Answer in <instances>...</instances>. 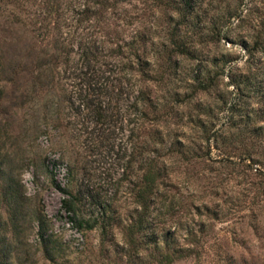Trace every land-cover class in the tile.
Masks as SVG:
<instances>
[{
	"label": "rangeland",
	"instance_id": "1",
	"mask_svg": "<svg viewBox=\"0 0 264 264\" xmlns=\"http://www.w3.org/2000/svg\"><path fill=\"white\" fill-rule=\"evenodd\" d=\"M0 234L12 264H264V0H0Z\"/></svg>",
	"mask_w": 264,
	"mask_h": 264
},
{
	"label": "trees",
	"instance_id": "2",
	"mask_svg": "<svg viewBox=\"0 0 264 264\" xmlns=\"http://www.w3.org/2000/svg\"><path fill=\"white\" fill-rule=\"evenodd\" d=\"M102 1H106V0H97V2L99 3H102ZM82 104H89V100L88 99H84L82 98ZM80 103V104H81ZM98 114L99 112L95 111V114ZM101 114V113H100ZM70 170V169H69ZM70 173V172H69ZM145 180H146V184L141 187L140 191H151L153 185H154V174H153V171H149L146 176H145ZM73 195H71L72 197ZM70 198H63L62 199V204L68 208L70 210L71 208V202H70ZM9 202V200H8ZM15 210V209H14ZM106 212V208L101 204L100 205V213H105ZM76 223L79 225V227L82 226V223L81 221H76ZM131 236V234H130ZM168 241V238H166V242ZM169 245H171V242H167ZM167 244V245H168ZM182 249L181 248H175V249H172V251H169V252H165V254L163 255V257H167V261H172L174 259V257L177 255V256H180L181 255V251ZM174 251V252H173ZM11 254H12V251H10L9 247L7 246H2V234H0V264H12V259H11ZM15 256V254H14ZM17 258V257H16ZM24 261H21V259L19 258L18 259V264H24L23 263Z\"/></svg>",
	"mask_w": 264,
	"mask_h": 264
},
{
	"label": "built area",
	"instance_id": "3",
	"mask_svg": "<svg viewBox=\"0 0 264 264\" xmlns=\"http://www.w3.org/2000/svg\"><path fill=\"white\" fill-rule=\"evenodd\" d=\"M47 165L54 175L55 181L58 185V189H63V187L66 185L68 181V175H69L68 166L64 162H61L58 159L57 154L55 153H52L50 155V157L47 160ZM62 197L65 198L63 194ZM65 214H67V212H65ZM56 217L57 216H52V219L54 220V224L56 223L55 222V220L57 219ZM60 222L62 224H65V226L72 231L76 243L81 242L83 240V235L81 230L74 225L72 220H70V216L65 215L64 218L60 220Z\"/></svg>",
	"mask_w": 264,
	"mask_h": 264
}]
</instances>
